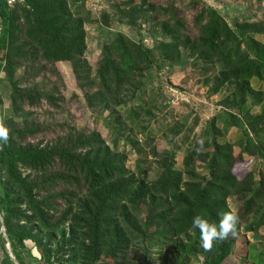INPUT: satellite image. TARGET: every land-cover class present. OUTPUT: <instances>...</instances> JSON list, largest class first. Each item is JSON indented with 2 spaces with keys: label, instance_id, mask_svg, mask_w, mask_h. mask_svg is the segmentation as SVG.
Masks as SVG:
<instances>
[{
  "label": "trees",
  "instance_id": "16d2710c",
  "mask_svg": "<svg viewBox=\"0 0 264 264\" xmlns=\"http://www.w3.org/2000/svg\"><path fill=\"white\" fill-rule=\"evenodd\" d=\"M8 2L0 0V76L8 80L15 115L25 104L33 107L42 100L58 108L54 94L23 90L17 71L28 64L66 62L92 121L110 132L116 151L99 135L76 134L67 124L52 127L59 130L54 142L33 143L51 126L28 122V114L22 126L3 118L0 92V126L9 130L8 141L0 143V215L6 236L0 234V264H134L147 242L170 243L179 264H227L242 225L245 233L264 227V22L231 26L217 9L194 3L189 31L187 18L172 3L162 7L147 0L121 14L130 25L153 19L160 41L150 49L101 27L106 38L93 72L84 58L85 13L75 10L73 0ZM154 63L161 72L189 65L212 95L228 94L221 103L226 114L213 117L189 148L185 131L191 133L193 126L169 130L160 152L152 148L149 126L141 127L149 103L142 96L143 76ZM231 129L236 132L227 141ZM134 131L145 136L144 142L133 137ZM234 146L239 157L256 163L240 181L232 173ZM182 148L179 166L176 155ZM127 149L135 154L134 171L127 168ZM151 157L159 168L149 179L142 166ZM231 199L241 203L237 235L214 241L205 251L193 219L200 216L218 226L223 214L233 211ZM245 259L264 264V247L249 246Z\"/></svg>",
  "mask_w": 264,
  "mask_h": 264
},
{
  "label": "rangeland",
  "instance_id": "374dc122",
  "mask_svg": "<svg viewBox=\"0 0 264 264\" xmlns=\"http://www.w3.org/2000/svg\"><path fill=\"white\" fill-rule=\"evenodd\" d=\"M145 1L147 0H73L75 10L84 11L85 13L82 17L87 44L84 58L93 72H95L98 61L101 59L100 50L106 38L103 37L101 27L108 32H120L134 42L141 43L150 49L155 46V42L160 41L159 32H154V27L151 26L153 19L143 21V18H139L135 25H130L127 23L128 19L121 14V12L131 10L132 6H139ZM150 2L162 7L170 6L172 3L178 15L181 18L183 16L187 18L188 24L191 21V15L194 14L192 7L194 3L198 4L199 7L202 4L217 9L231 26L235 22L251 24L264 22V0H150ZM193 27L192 23L189 24V31H192ZM16 78L22 80L24 78L21 82L23 90L38 89L43 93L54 94L57 100L56 105L58 108H53L42 100L33 107L25 104L21 107L22 112L15 115L11 108V89L8 80L4 74L0 76V92L4 102L3 118H12L22 126L24 123L23 115L28 114V122L34 121L40 125L51 126L49 127L51 128L50 131L35 137L33 143L41 141L43 144L54 142L58 138V136L55 138V135H59V130L52 129V127L58 124H67L75 130L76 134L92 133L99 135L106 146L113 152L116 151V144L110 132L92 121V111L87 107L84 92L79 88L70 64L66 62H56L53 66L44 63L28 64L17 71ZM201 80L196 69L189 67V65L182 67L175 65L173 68H166L161 72L154 63L150 71L145 72L142 96L149 103L148 110L146 109L145 113H141L144 118L141 127L149 126L150 136L153 138L152 148L159 152L165 148L164 134L169 130L178 126H186V128L193 126L194 129L191 133L185 131V135L190 138L186 146V148H189L213 117L218 114H226V109L221 106V103L226 101L228 94L223 92L212 95L208 88L202 87ZM253 112L256 113L257 109H253ZM146 113L151 115L150 119L147 116L144 117ZM104 114L107 115L108 112ZM122 118L127 119L128 113L123 115ZM234 132H236L234 129L229 131L227 141L232 139ZM133 135L138 141L144 142L145 136L143 138L139 134L135 135V131ZM125 152L128 154L127 168L134 171L135 154L130 149ZM239 153L240 149L234 146L233 154L236 160L232 173L240 181L248 172L255 170L256 163L253 158L247 155L239 157ZM183 155L184 148L176 155L177 165L179 166ZM200 164L197 167L199 173L202 171ZM142 167L146 170L144 172L149 179L155 177L159 168L157 159L153 157ZM23 174L27 176L29 172L23 171ZM240 205L241 203L235 199L229 201L230 208L236 212H240ZM143 207L148 212V208L145 205ZM244 230L245 225H242L239 236L235 241L234 253L227 264H249L245 259L249 246H254L257 250L264 247V227L255 233H245ZM192 236L191 240L194 239ZM188 237H184L183 240H187ZM27 245L29 249L33 247L31 243H27ZM31 250L33 256L38 259L37 250L35 248ZM173 250L174 246H170V243L159 246L147 242L141 245L140 253L134 264H179L178 258H175L176 252H173ZM199 258L200 262H203L204 257L200 255ZM34 264L40 263L36 261Z\"/></svg>",
  "mask_w": 264,
  "mask_h": 264
},
{
  "label": "clouds",
  "instance_id": "9594fccd",
  "mask_svg": "<svg viewBox=\"0 0 264 264\" xmlns=\"http://www.w3.org/2000/svg\"><path fill=\"white\" fill-rule=\"evenodd\" d=\"M9 138V130L0 126V143H5ZM239 217L236 211H229L223 214L219 225L209 223L204 218L194 217L192 226L200 230L201 247L205 251H210L214 241H224L231 234L232 237L237 235V225Z\"/></svg>",
  "mask_w": 264,
  "mask_h": 264
},
{
  "label": "water",
  "instance_id": "95a60500",
  "mask_svg": "<svg viewBox=\"0 0 264 264\" xmlns=\"http://www.w3.org/2000/svg\"><path fill=\"white\" fill-rule=\"evenodd\" d=\"M0 223H1L0 234L5 238L6 237L5 236V228L3 226V220H2L1 215H0ZM8 252H9V255H10L11 259L15 262L14 257L12 256V253H11L10 245H8ZM15 264H16V262H15Z\"/></svg>",
  "mask_w": 264,
  "mask_h": 264
},
{
  "label": "built area",
  "instance_id": "2783aa9c",
  "mask_svg": "<svg viewBox=\"0 0 264 264\" xmlns=\"http://www.w3.org/2000/svg\"><path fill=\"white\" fill-rule=\"evenodd\" d=\"M15 2V0H9V4L11 5V4H13Z\"/></svg>",
  "mask_w": 264,
  "mask_h": 264
}]
</instances>
